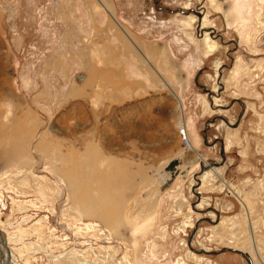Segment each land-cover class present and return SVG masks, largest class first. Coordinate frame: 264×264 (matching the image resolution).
I'll list each match as a JSON object with an SVG mask.
<instances>
[{"label": "rangeland", "instance_id": "obj_1", "mask_svg": "<svg viewBox=\"0 0 264 264\" xmlns=\"http://www.w3.org/2000/svg\"><path fill=\"white\" fill-rule=\"evenodd\" d=\"M0 228L13 264H264V0H0Z\"/></svg>", "mask_w": 264, "mask_h": 264}, {"label": "bare ground", "instance_id": "obj_2", "mask_svg": "<svg viewBox=\"0 0 264 264\" xmlns=\"http://www.w3.org/2000/svg\"><path fill=\"white\" fill-rule=\"evenodd\" d=\"M110 9V5H107L106 4V9ZM108 12H109V10H108ZM109 17L112 19V21L115 23V14H114V12H113V10L112 11H110L109 12ZM120 29H121V31L123 32V34L126 36V38L128 39V41H131V42H133L134 43V41H136L134 38H132V36L130 35V33L129 32H127L125 29H123V27H121L120 26ZM206 38H208V37H206ZM205 38V42H206V45H207V47H208V49L210 50V49H213V47H214V44L213 43H211V41H210V38H208V39H206ZM137 50H139V48H137ZM155 73V72H154ZM174 94V93H173ZM175 96V95H174ZM21 114H20V118H22L21 120H16L15 122L17 123V124H15L14 125V129H16V128H18L19 129V126H18V123H21V122H23V121H27V119H26V116L28 117V116H30V114H29V112L26 110H24V109H22L21 111ZM181 125V126H180ZM176 126L178 127V128H180V130H182V128H183V130H186V126H185V122H184V119H183V117H182V115L181 114H179V116H178V118H177V121H176ZM21 131H25V132H27L28 133V131H30V127L26 124V127H24V128H22V129H20ZM179 130V131H180ZM182 130V131H183ZM185 133H186V131H185ZM185 133H183V138H185L184 136H186L187 137V135L185 134ZM185 134V135H184ZM128 135H130V134H128ZM182 135V134H181ZM125 136V135H124ZM188 145L190 146V148L191 149H194V146L192 145V143L189 141V138H188ZM90 161V160H89ZM94 163L93 162V160H91L90 161V164L92 165V163ZM92 167H94L93 165H92ZM176 168V173L177 174H179V172L180 171H178L177 170V168H178V164H177V166L175 167ZM78 169V168H77ZM211 170V173H212V175L213 176H215V177H218V178H220V180H221V182H222V184L223 185H226V183H225V181H224V179H223V177L216 171V170H214L212 167L210 168ZM83 170V169H82ZM181 172H183V174H184V171H181ZM180 172V173H181ZM94 174H95V176L96 175H98V177H101V178H99V179H105L104 177H103V175H101L100 173L98 174V173H96V172H94ZM171 173L170 172H168V173H165L164 175H163V180H167L168 178H169V175H170ZM206 174V173H205ZM88 177H91V179H93V178H95L94 177V175H93V173H91V174H87L86 175V178L88 179V180H86V186H88V184H89V178ZM183 177H186V175H184ZM202 177H204V176H202ZM67 180H68V183H69V185H70V187H72L73 186V184L75 183V181H76V179H75V176H74V178L73 179H70L69 178V174H67ZM85 181V180H84ZM102 183V182H101ZM85 184V183H84ZM104 190V189H103ZM82 192V191H81ZM89 192V191H88ZM84 193V192H83ZM94 193V192H93ZM96 193V192H95ZM233 193H235L234 191H233ZM89 194V193H88ZM79 195V194H78ZM236 195V194H235ZM238 195V194H237ZM85 196V195H84ZM90 197V196H89ZM101 197H102V195H101ZM86 198H87V196H86ZM92 198V197H91ZM79 199V198H78ZM88 200V199H87ZM91 200V199H90ZM241 200V199H240ZM96 201H98V200H96ZM87 202V201H86ZM92 202V201H91ZM90 202V203H91ZM241 202H243L242 200H241ZM95 203V202H94ZM98 203H99V201H98ZM82 204H83V202H82ZM92 204H93V202H92ZM91 204V205H92ZM97 204V203H96ZM95 204V205H96ZM244 204V203H243ZM86 205H88V206H90L89 204H86ZM245 205V204H244ZM246 206V205H245ZM93 208H94V206H92ZM92 208V209H93ZM94 215H97V217H99L100 215H99V212H95L94 213ZM252 226H254V222H250L249 223V229L250 230H252ZM0 230H1V233H0V237H2L5 241H6V243H7V246H8V236L3 232V230L0 228ZM9 247V246H8ZM9 251H10V264H13V262H12V252H11V249L9 248ZM7 256H8V254H7V252H6V249L0 244V264H4V261L7 259ZM185 262L183 261V263L182 264H184Z\"/></svg>", "mask_w": 264, "mask_h": 264}, {"label": "water", "instance_id": "obj_3", "mask_svg": "<svg viewBox=\"0 0 264 264\" xmlns=\"http://www.w3.org/2000/svg\"><path fill=\"white\" fill-rule=\"evenodd\" d=\"M220 143H221V145H220L221 152H224V145H223L222 139H220ZM177 164H178V161L177 160H175V159L174 160H171L165 166V170L166 171H169L173 175V174L176 173V168L175 167H176ZM0 233H1V230H0ZM0 244L6 249V252L8 254L7 259L4 261V264H10V251H9V247L7 246L6 241L2 237H0ZM225 250L239 253L240 255H242L243 257H245L247 259V263L248 264H252L251 260L249 259V255L248 254L243 253L242 251L237 250V249L226 248V247H224L221 251H225Z\"/></svg>", "mask_w": 264, "mask_h": 264}, {"label": "built area", "instance_id": "obj_4", "mask_svg": "<svg viewBox=\"0 0 264 264\" xmlns=\"http://www.w3.org/2000/svg\"><path fill=\"white\" fill-rule=\"evenodd\" d=\"M180 132H181V134H182V137H183V131L182 130H180ZM185 140V139H184Z\"/></svg>", "mask_w": 264, "mask_h": 264}]
</instances>
